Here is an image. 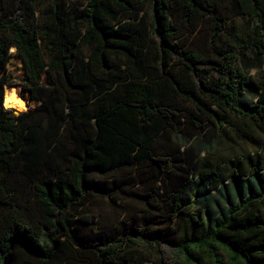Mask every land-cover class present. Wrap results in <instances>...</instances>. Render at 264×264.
<instances>
[{
    "label": "trees",
    "instance_id": "1",
    "mask_svg": "<svg viewBox=\"0 0 264 264\" xmlns=\"http://www.w3.org/2000/svg\"><path fill=\"white\" fill-rule=\"evenodd\" d=\"M0 264H264V0H0Z\"/></svg>",
    "mask_w": 264,
    "mask_h": 264
},
{
    "label": "rangeland",
    "instance_id": "2",
    "mask_svg": "<svg viewBox=\"0 0 264 264\" xmlns=\"http://www.w3.org/2000/svg\"><path fill=\"white\" fill-rule=\"evenodd\" d=\"M84 2V0H82ZM14 55V57L11 59L8 71L10 75L12 76V81L15 84L13 87H6V91L9 90V88H14L17 91V95L24 101L26 104V110L30 108H35L37 106V103L35 101L31 100V97L29 94H25L24 88H23V79H24V70H23V63L21 59L17 56L16 50L14 49L11 51ZM148 53V50L146 51ZM5 91V92H6ZM16 111L15 113H17ZM203 146L207 147L204 143H202ZM232 145L231 143H225L221 147V151L224 154H229L231 151ZM205 154V151L202 153ZM249 179H243L242 185L245 187H249L250 184ZM228 190H231V187H234V184L229 181L225 183ZM226 194V191L223 193H219V191H212L211 192V198H210V206L214 208L211 210L210 214L208 215L213 220H217V218L224 215L225 209L224 207L228 204V201L224 198V195ZM219 202V203H217ZM120 206L123 208L113 207L111 204H109L107 201H100L95 200L93 201L88 207L80 209V208H74L70 211V214H81L82 212H85L87 214H90L91 216H95V220L98 222L100 227H107L111 228L114 226H118L120 222H127L128 221V211L132 206H134V203L131 200L126 201H120ZM175 231L177 235H182L185 231V224L184 223H178L176 225ZM85 232H89V229H85Z\"/></svg>",
    "mask_w": 264,
    "mask_h": 264
},
{
    "label": "bare ground",
    "instance_id": "3",
    "mask_svg": "<svg viewBox=\"0 0 264 264\" xmlns=\"http://www.w3.org/2000/svg\"><path fill=\"white\" fill-rule=\"evenodd\" d=\"M14 48L12 49V51ZM5 106L9 109H16L18 112L25 110L26 104L24 101L17 95V91L14 88H9L5 93Z\"/></svg>",
    "mask_w": 264,
    "mask_h": 264
},
{
    "label": "water",
    "instance_id": "4",
    "mask_svg": "<svg viewBox=\"0 0 264 264\" xmlns=\"http://www.w3.org/2000/svg\"><path fill=\"white\" fill-rule=\"evenodd\" d=\"M17 111V110H16Z\"/></svg>",
    "mask_w": 264,
    "mask_h": 264
}]
</instances>
